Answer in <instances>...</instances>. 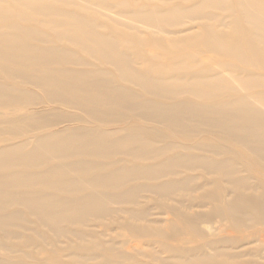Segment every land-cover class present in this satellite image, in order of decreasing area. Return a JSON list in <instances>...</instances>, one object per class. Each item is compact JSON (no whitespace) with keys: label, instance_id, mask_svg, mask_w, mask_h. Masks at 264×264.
Instances as JSON below:
<instances>
[{"label":"rangeland","instance_id":"1","mask_svg":"<svg viewBox=\"0 0 264 264\" xmlns=\"http://www.w3.org/2000/svg\"><path fill=\"white\" fill-rule=\"evenodd\" d=\"M215 2L220 3L222 0ZM9 3L13 2L0 0V7L8 9V13L0 20V157L3 151L14 148L28 152L37 141L50 134H59L58 138H64L80 131L103 134L99 143L109 144L122 140L120 138L126 135H137L140 139L150 140L149 148L160 149V152L143 158L136 157L130 149L111 154L107 159L96 155H75L62 161L52 159L49 164H42L34 170L14 166L1 172V176L12 173L19 176L30 171L45 172L61 164L77 161L100 166L95 169L97 173L80 177L85 181V177L115 173L123 168L151 169L177 156H201L208 161L231 160L241 171L239 177L250 176V183H256L264 190V170L242 146L193 122L185 121L189 132H169L161 124L164 121L162 118L157 115L148 118L137 107L139 103H149L159 108L188 103L211 109L221 101L227 107H232L234 98L253 102L259 98L257 93L263 90L240 88L237 93L226 94L221 100L205 102L182 90L169 95L154 94L137 81L129 80L123 68L105 60L100 52L85 51L70 38L74 32L85 35L79 29L80 23H84L88 36L92 30L96 35H104L113 41V51L115 49L117 54L126 57L134 70H147L151 63L156 62L176 64L185 61L189 66L186 70H180V75L188 79L201 76V73L228 76L230 73L222 63L235 64L234 60L202 47L196 48L193 44L195 39L203 37L204 30L209 27L218 28L229 23L234 16L225 8L222 9L218 3L208 5L207 0H39L34 6H29L28 0H20L16 9L9 8ZM29 9L32 10L27 16L15 14L16 11L27 13ZM244 22L238 18V26H244ZM12 52L22 57V61L9 60ZM138 53L144 54L146 59H139ZM241 69L264 76V70L260 67L241 66ZM236 75L233 73L231 77ZM75 77L76 80H72ZM46 78L67 83H77L78 79L91 93L93 100H79L63 92L51 99L47 91L56 87L55 84L47 87ZM230 81L236 84L234 80ZM103 92L116 99L122 92L129 98L122 104H118L119 101L116 104L98 96ZM9 96L13 97L10 99ZM127 102L131 107L124 106ZM90 109L100 111L101 117H89L87 110ZM55 114L64 118L53 124L41 123L37 129L18 127L23 126L21 122L27 117ZM78 139L84 144H97V139L91 135ZM138 145L134 143L128 148ZM188 165H176L155 177L137 173V176L129 177L118 185L101 189L86 184L79 187L78 191L69 190L68 194L46 186L17 182L11 186L14 194L28 198L41 197L51 202L53 209L58 212L54 226L57 225L61 233L22 206L0 204V260L16 264H102L107 259L110 262L106 264H162L172 256L165 254L159 246L160 239L154 233L155 230L165 229L166 219L177 216L171 215L170 210L197 217L200 212L208 211V207L196 208L194 198L209 188L220 186L219 182L221 186L226 185L216 174ZM75 174L57 177L60 180L76 179L77 175L72 177ZM181 182L185 183L184 187L168 195H161L157 190L164 184ZM200 184L208 187L194 191L195 186ZM132 192L134 195L130 201L124 199ZM93 193H101L108 200H102L100 207L95 208L96 213L83 222L70 220L68 210L60 199L75 200ZM249 193L254 194V191ZM130 215L135 218L134 222L138 221L135 225L148 228L149 233L135 238L123 226L126 221L133 223L128 219ZM194 240L185 237L182 243H185V247L191 246ZM166 242L174 244L172 241ZM128 243L138 246V249L130 251L133 257L127 261L120 263L117 257L107 252L109 248L123 252ZM168 263L175 264L173 259Z\"/></svg>","mask_w":264,"mask_h":264},{"label":"bare ground","instance_id":"2","mask_svg":"<svg viewBox=\"0 0 264 264\" xmlns=\"http://www.w3.org/2000/svg\"><path fill=\"white\" fill-rule=\"evenodd\" d=\"M11 1L13 3H9V8L16 9L20 0ZM38 1L28 0V5L34 6ZM214 3H218L217 5L222 9L225 8L224 10L230 12L234 17L230 18L227 25H219V29L215 27L210 29L209 27L204 30L203 37L200 40L195 39L193 44L196 48L202 47L204 50L207 49L234 60L235 64H232V62L222 63V66L230 73L228 76L201 73V76L188 79L180 75V70H186L189 66L186 65L185 61L176 64L156 62L151 63L147 70H134L129 65L130 62L126 57L117 54L115 49L113 51L115 44L113 41L104 35H96L92 30L88 36L86 33L87 27L84 23H80L79 29L85 35L74 32L70 35V38L75 43L80 44L85 51L100 52L105 60L123 68V72L129 80L137 81L145 90L153 91L154 94L166 93L169 95L176 90H182V92L194 95L200 101L205 102L208 100H221L224 95L237 93L240 88L244 90H263L257 93L259 98H256L253 102L234 98L231 101L234 105L232 107H227L223 101L214 104L211 109L188 103L173 104L166 108H159L149 103H139L137 107L148 118L149 116L156 117L155 115L162 118L164 121L161 124L169 132H177L178 130L184 133L189 132L187 131V123L189 122L197 123L199 127L206 128L207 131H216L228 141L242 146L264 170V76L250 70L241 69V66L246 68L252 66L264 70V0H236L235 2L222 0L220 3L215 2V0H207L208 5ZM31 10L29 9L27 13L16 11L15 14L27 16ZM7 13V8L0 7V20ZM239 17L241 20H245L247 26H245V22L244 26H238ZM24 57L26 59V56ZM138 57L141 60L146 59V56L141 53H138ZM21 58L13 52L8 57L9 60L22 61ZM233 73L237 75L231 77ZM72 80H76V77ZM230 80H234L236 84ZM44 81L48 82L47 87H53L52 84H55L56 88L54 90L47 91L51 99H55L60 92H63L79 100L83 99L88 102L93 100L91 99L93 98L91 93L84 88L78 79L77 83L56 81L51 78H46ZM121 93L118 94L120 100L113 98L112 95L108 96L104 92L99 93L98 96L105 97L108 101L110 99L111 102H116V104L118 101V104H122L129 97ZM12 97L9 96L10 99ZM124 106L131 107L129 102L125 103ZM87 111L89 117L100 118V115H102L97 109ZM105 117L109 116L105 115ZM62 118L64 116L62 117L59 114L40 115L36 118L27 117L21 122L23 126L18 127L37 129L40 128L41 123L53 124ZM70 135L74 136L64 138H58L59 134L44 136L28 152H23L18 148L3 151L4 154L0 157V173L8 171L14 166H23L25 169L34 170L42 164H49L52 159L62 161L64 158L75 155H96L107 159L111 154L125 152L130 149L136 157L143 158L160 152V149L149 148L150 140L140 139L137 135H126L120 138L122 140L113 144H109L110 142L99 143L101 142L100 136H103V134L94 131L88 133L80 131ZM89 135L97 139L95 140L97 144H84L78 139ZM57 139L61 140L58 141ZM134 143L139 144L138 147L128 148L129 145ZM171 147L168 146V148ZM99 150H101V154H99ZM188 158L177 156L168 160L164 165L151 169L123 168L115 173H100L88 178L85 177V181L80 177L97 173L95 169L100 166L77 161L76 163L61 164L45 172L30 171L28 174H20L19 176L16 173L9 176L0 175V204L22 206L31 215L38 217L44 224L49 225L56 232H60L57 225L54 226L58 219V212L53 209L49 200L14 194L11 186L18 182L26 185L46 186L63 194H68L69 190L75 189L78 191L79 187L86 184H92V188L98 187L101 189L118 185L129 177L137 176V173L143 176L155 177L165 169L169 170L176 165L190 164L188 166L200 167L203 171L207 170L206 173L216 174L226 185L221 186V182H219L220 186L213 189L209 188L194 198L197 202L196 208L207 209L208 207V211L200 212L201 214L197 217L194 215L186 216L178 210H170L171 215L177 214V216L174 215L173 218L166 219L165 229L155 230L156 233H154L160 239L159 246L165 254L172 256L164 260L162 264H169L168 261L171 259L175 264H264V190L256 183L255 185L251 184L250 180L252 178L250 176L239 177L241 171L237 170L231 160L216 162L213 160L208 161V159L201 156ZM72 170L75 172H72ZM69 173H76L72 177L77 175V178L60 180L57 177V175L66 176ZM184 185V182L179 184L167 183L157 188V190L160 191L161 195H168L171 191L183 188ZM204 187L208 186L206 184L197 185L194 191ZM249 191H254V194H250ZM133 195L134 192L127 194L124 199L130 201ZM46 199L49 198L46 197ZM104 199L108 200L101 193H93L75 200L60 199L62 200L60 202L68 210L67 216L70 220L83 222L85 218L96 213L95 208L100 207L99 205ZM193 206L195 207V205ZM130 217L128 219L135 220L132 215ZM170 219L172 220L168 223ZM136 222L126 221L123 226L135 238L149 233L148 228L135 225ZM185 237L196 241H191V246L185 247V243H182V239ZM166 241H172L174 244L170 245ZM125 248L123 252H116L113 248H109L107 252L117 257L122 263L124 260L127 261L133 257L130 251L137 250L138 246L128 243ZM108 262L110 261L105 259L102 264ZM0 264L16 263L0 260Z\"/></svg>","mask_w":264,"mask_h":264}]
</instances>
